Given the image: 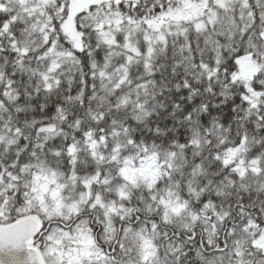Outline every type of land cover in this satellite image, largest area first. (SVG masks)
I'll return each instance as SVG.
<instances>
[{"label":"snow or ice","instance_id":"1","mask_svg":"<svg viewBox=\"0 0 264 264\" xmlns=\"http://www.w3.org/2000/svg\"><path fill=\"white\" fill-rule=\"evenodd\" d=\"M0 264H264V0H0Z\"/></svg>","mask_w":264,"mask_h":264},{"label":"water","instance_id":"2","mask_svg":"<svg viewBox=\"0 0 264 264\" xmlns=\"http://www.w3.org/2000/svg\"><path fill=\"white\" fill-rule=\"evenodd\" d=\"M19 256H20V258L23 260V259L26 258V253L21 252V253H19Z\"/></svg>","mask_w":264,"mask_h":264}]
</instances>
